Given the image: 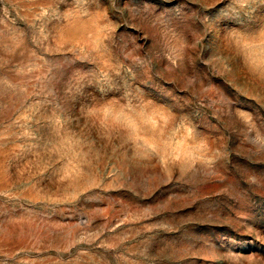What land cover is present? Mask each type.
<instances>
[{
	"label": "rangeland",
	"instance_id": "374dc122",
	"mask_svg": "<svg viewBox=\"0 0 264 264\" xmlns=\"http://www.w3.org/2000/svg\"><path fill=\"white\" fill-rule=\"evenodd\" d=\"M0 264H264V0H0Z\"/></svg>",
	"mask_w": 264,
	"mask_h": 264
}]
</instances>
